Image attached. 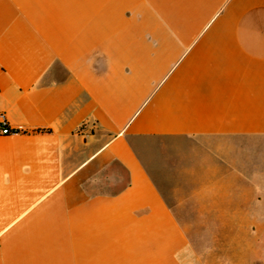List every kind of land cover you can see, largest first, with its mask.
Returning <instances> with one entry per match:
<instances>
[{"label": "crops", "instance_id": "1", "mask_svg": "<svg viewBox=\"0 0 264 264\" xmlns=\"http://www.w3.org/2000/svg\"><path fill=\"white\" fill-rule=\"evenodd\" d=\"M0 112V264H202L180 198L207 178L160 183L137 142L264 140V0H0ZM254 149L216 169L264 202Z\"/></svg>", "mask_w": 264, "mask_h": 264}, {"label": "rangeland", "instance_id": "2", "mask_svg": "<svg viewBox=\"0 0 264 264\" xmlns=\"http://www.w3.org/2000/svg\"><path fill=\"white\" fill-rule=\"evenodd\" d=\"M228 147L229 151H214L196 140L181 138L137 142L142 159L160 183L166 185L170 179L178 183L179 177L193 175L207 178V186L191 188L202 195L180 198L182 214L187 216L181 221L202 264H264V243L252 236V217L256 212L264 215V202L254 201L252 184L246 185L236 177L223 179L225 172L216 169L222 155L242 173L252 176V168L260 158L252 147L261 148L263 153L264 140L242 138ZM260 228L264 232V227Z\"/></svg>", "mask_w": 264, "mask_h": 264}, {"label": "built area", "instance_id": "3", "mask_svg": "<svg viewBox=\"0 0 264 264\" xmlns=\"http://www.w3.org/2000/svg\"><path fill=\"white\" fill-rule=\"evenodd\" d=\"M18 133L10 127L5 113L0 112V136H9Z\"/></svg>", "mask_w": 264, "mask_h": 264}]
</instances>
